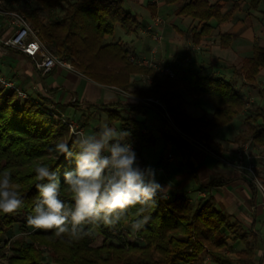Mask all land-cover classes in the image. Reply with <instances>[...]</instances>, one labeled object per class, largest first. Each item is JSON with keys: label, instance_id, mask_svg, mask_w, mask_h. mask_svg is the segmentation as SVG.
Returning a JSON list of instances; mask_svg holds the SVG:
<instances>
[{"label": "trees", "instance_id": "16d2710c", "mask_svg": "<svg viewBox=\"0 0 264 264\" xmlns=\"http://www.w3.org/2000/svg\"><path fill=\"white\" fill-rule=\"evenodd\" d=\"M167 4H178L182 0H164ZM261 0H251L256 8ZM125 0H26L23 11L36 31L37 36L55 54L68 59L86 77L107 86L126 91L141 101L123 103L115 101L100 105L91 104L107 114L109 123L119 121L121 129L131 133L129 140L135 139V151L151 146L156 137L141 128L143 122L123 113H146L155 109L163 118L161 134L178 148L181 140L172 135V125L186 136L203 141L211 146V132L230 124L246 110L247 98L233 80L218 76L206 69H192L183 61L169 62L165 67L172 74L160 78L158 71L148 65L134 61L130 51L120 41L108 40L116 27L127 34L134 33L139 26L138 15L124 7ZM226 0H189L176 10L177 15L192 17L202 23L193 27L188 37L195 44L203 36L209 35L213 26L211 19L221 25L232 19L241 7L235 1L233 7L223 11ZM155 3L147 7L152 10ZM46 12L49 18L45 19ZM156 12L152 11L155 16ZM230 33L221 34V47L227 48L231 42ZM264 68V46L255 43L252 56L243 59L235 74L245 85L256 88L263 100L262 105L246 111L238 140L264 146V86H260L257 76ZM152 77L149 86H137L132 77ZM189 96H205L214 107L210 118L195 117L187 112ZM19 87L10 88L0 81V174L8 172L13 184L24 199V206L16 213L0 212V264H202L209 257L215 264H264V234L254 225L246 227L239 219L230 218L207 197L191 200L184 194L173 198L157 195V206L144 215L150 216L143 229L136 232L133 239L126 231V225L136 218V208L129 211L126 219L115 229L101 225L87 226L91 235L72 240L67 234L62 238L54 230L30 229L26 217L31 214L33 199L38 195L35 188V167L46 164L58 171L61 178V197L71 201L72 194L63 184V173L74 165L53 149L59 142L72 146L76 138L69 121L51 107V100H39L23 96ZM158 102L148 103V98ZM87 115L81 127L89 124ZM171 120V121H170ZM193 177L200 182L195 170ZM230 179L216 178L206 186H216ZM138 207V206H137ZM19 224V236L6 239L14 226ZM96 230L103 237L100 245H94ZM4 244L1 245V241ZM229 240L241 242L243 248L233 257ZM5 247V248H4ZM263 254L257 259L258 251ZM258 260V261H257Z\"/></svg>", "mask_w": 264, "mask_h": 264}, {"label": "crops", "instance_id": "0c3cea01", "mask_svg": "<svg viewBox=\"0 0 264 264\" xmlns=\"http://www.w3.org/2000/svg\"><path fill=\"white\" fill-rule=\"evenodd\" d=\"M4 1L9 6L2 4L4 8L18 5L17 0H2ZM187 1L189 0L167 4L164 0H125L124 7L138 15L139 26L129 35L128 42H123L120 36L117 38L115 35L107 39L122 42L130 51L131 57L138 62L141 59L154 58L164 67L175 60L183 61L185 66L196 70L205 67L208 72L233 80L246 98L252 96L246 108L254 104L262 105L263 100L258 90L245 85L234 71L241 66L244 58L252 56L255 43L264 46V0L256 8L251 7V0H226L223 11L231 9L235 1H241L242 5L228 22L217 25V20L211 19L209 23L214 27L212 32L203 36L197 44L188 37V31L193 27L200 28L202 23L192 17L176 14V10ZM209 1L213 3L217 0ZM149 3H155L156 6L151 10L147 7ZM152 11L156 12L155 16ZM12 33L13 29L8 26L7 17L1 15L0 73L8 81L33 99L49 98L51 107L67 118L83 120L89 115V124L79 129L80 132L94 133L103 123L121 130L119 121L109 123L105 111L90 105L115 101L137 103L138 97L116 87L100 84L76 68L55 67L47 72L38 69L31 57L2 44ZM155 33L163 35L160 43L154 41ZM222 33L232 35L227 48L221 47ZM132 79L137 86H141V80L146 78L136 74ZM257 81L260 86H264V68L258 74ZM182 93L188 101L187 112L190 115L205 119L212 116L214 107L208 100L211 108L205 104L206 97L189 96L183 91ZM244 112L246 111L230 124L211 132V146H206L198 139H189L171 122V133L181 140V148L164 139L161 134L163 118L155 109H149L146 113L125 111L123 115L143 122L141 129L156 137L151 146L140 147L136 153L141 166H153L157 170L158 181L167 185L165 197L173 198L184 194L191 200L210 198L230 218L239 219L248 227L254 225L256 230L264 234L263 195L244 167L237 165L239 153L246 149L247 154L242 158L243 164L255 162L257 174L264 183V146H256L251 142L242 144L238 140L239 133L245 128ZM193 170L198 174L200 182L194 179ZM216 178L230 180L220 185L206 186V183Z\"/></svg>", "mask_w": 264, "mask_h": 264}, {"label": "clouds", "instance_id": "9594fccd", "mask_svg": "<svg viewBox=\"0 0 264 264\" xmlns=\"http://www.w3.org/2000/svg\"><path fill=\"white\" fill-rule=\"evenodd\" d=\"M131 133L103 123L91 134L77 133L72 146L59 142L54 151L71 161L73 168L63 173V184L71 192V201L61 197L58 171L46 164L34 169L38 195L32 212L26 217L33 229L54 230L57 237L67 234L72 240L91 235L87 226L115 229L136 208L130 227L138 232L149 222L144 215L157 206L167 185L157 179V170L141 166ZM257 186L260 187L257 182ZM24 206V199L8 172L0 174V212L12 214ZM138 206V207H137Z\"/></svg>", "mask_w": 264, "mask_h": 264}, {"label": "built area", "instance_id": "2783aa9c", "mask_svg": "<svg viewBox=\"0 0 264 264\" xmlns=\"http://www.w3.org/2000/svg\"><path fill=\"white\" fill-rule=\"evenodd\" d=\"M3 15L8 19V26L13 29V33L10 37L3 41V44L9 46L15 50L20 51L21 53L31 57L38 69L43 70L44 72L50 71L55 67H67L74 69L73 64L65 58L60 57L59 55L52 52L46 44L37 36L36 31L33 29L32 25L28 21L25 13L21 10H14L11 8H4L2 5V0H0V16ZM165 74H172V70L169 67H165ZM0 81L10 87L16 88L13 83L7 81L3 75L0 73ZM23 96H26L24 92H20ZM147 102H156L154 98H148ZM72 132L80 133L78 129H74V126L69 122ZM135 146L136 140H130ZM247 154V150L243 149L238 155V167H244V170L250 175L252 182L256 187L261 191L264 198V184L259 180L256 175V166L255 163L249 161L246 164H243L242 158ZM257 182L260 187L257 186ZM264 205V199H263ZM7 250V249H6Z\"/></svg>", "mask_w": 264, "mask_h": 264}, {"label": "rangeland", "instance_id": "374dc122", "mask_svg": "<svg viewBox=\"0 0 264 264\" xmlns=\"http://www.w3.org/2000/svg\"><path fill=\"white\" fill-rule=\"evenodd\" d=\"M18 1V5L17 6H14V7H11V9H14V10H19V9H22L23 7H24V1H26V0H17ZM2 4L5 6V7H9L8 5H7V2L6 1H4V2H2ZM43 16L45 17V19H47V18H49V16L47 15V13L46 12H44L43 13ZM138 19H139V17H138ZM114 35H115V37H121L122 39V41L123 42H128L129 41V39H130V34H127L125 31H124V29L123 28H121V27H119L118 29H116V31H115V33H114ZM153 38H154V41L155 42H161L162 40H163V35L162 34H160V33H155V35H153ZM1 43V42H0ZM3 44V43H2ZM1 44V45H2ZM155 49V48H154ZM133 59V58H132ZM68 60V59H67ZM134 61H135V59H133ZM69 61V60H68ZM136 62H138V61H136ZM186 63H189V61H185ZM138 63H141V64H145V65H148V66H151V67H153V68H155L157 71H158V74L160 75V78L161 77H163V75H166L165 74V67H164V65L162 66L161 64H159V62H157L154 58H151V59H141ZM210 64V63H209ZM74 66V65H73ZM205 68V67H204ZM204 68H202V69H204ZM209 68L210 69H212V67L211 66H209ZM236 68V67H235ZM74 69H75V67H74ZM3 77L7 80V78L3 75ZM144 78H146V79H143V80H141V84L142 85H144V86H149V85H151L152 83H153V78L152 77H144ZM260 81H262V77H260ZM150 80V81H149ZM152 80V81H151ZM8 81V80H7ZM205 97V96H204ZM151 98H154V97H151ZM252 98V96L250 97V96H248V98H247V102H249L250 101V99ZM139 99V101H141V99L140 98H138ZM155 99V101L156 102H158V103H160V101L157 99V98H154ZM205 99V98H204ZM207 98L205 99V104L206 105H210L209 104V102H207ZM138 101V102H139ZM209 101V100H208ZM149 103V102H148ZM257 106H259V104H254V105H251V107L249 106V107H247L246 108V110L245 111H247V109H249V108H255V107H257ZM209 108H211V106H209ZM209 113H206V115H208ZM244 114L246 115V112H244ZM207 117V116H206ZM69 122H71L72 124H73V126H74V129H81L82 127H81V122H82V120H76L75 118H67V117H65ZM242 118V117H241ZM81 133V132H80ZM183 136H185V135H183ZM186 137V136H185ZM189 138V137H188ZM190 139V138H189ZM239 160V159H238ZM251 162H253V161H251ZM253 163H255V162H253ZM255 166H256V164H255ZM256 169V168H255ZM256 175L258 176V178H259V180L263 183V181L260 179V177H259V175L257 174V171H256ZM250 177V176H249ZM251 179V178H250ZM264 184V183H263ZM246 227H248V226H246ZM30 229H33V228H31L30 227ZM34 230H38V229H34ZM126 231L128 232V234H129V236H130V238L131 239H133L135 236V231L130 227V225H126ZM260 231V230H259ZM262 234H263V232L262 231H260ZM21 233V230H20V226H19V224H16L15 226H14V228H13V230H12V232L7 236L8 238H6V239H10V238H13V237H16V236H19V234ZM94 233H95V235H96V238H95V241H94V245H100L102 242H103V237H102V235H100L96 230H94ZM4 239L1 241V245H3L4 244ZM5 248V247H4ZM243 248V244L241 243V242H238V243H233V241H231V240H229V249H228V251H229V253L233 256V257H235L236 256V252L238 251V250H240V249H242ZM7 248H5L3 251L2 250H0V255H1V253L2 252H5V250H6ZM263 254V249L262 248H260V250L258 251V257H257V259H259V257L261 256ZM258 261V260H257ZM1 262V261H0ZM202 264H215V263H213L212 262V260L209 258V257H207L205 260H204V262L202 263Z\"/></svg>", "mask_w": 264, "mask_h": 264}]
</instances>
